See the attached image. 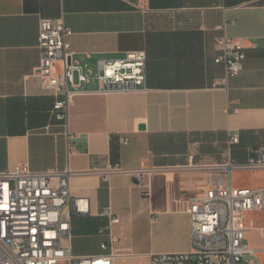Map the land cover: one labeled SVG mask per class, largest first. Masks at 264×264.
Listing matches in <instances>:
<instances>
[{"label": "crops", "instance_id": "1", "mask_svg": "<svg viewBox=\"0 0 264 264\" xmlns=\"http://www.w3.org/2000/svg\"><path fill=\"white\" fill-rule=\"evenodd\" d=\"M43 18L63 20L73 60L93 70L99 59L146 51L145 84L101 92L97 81L85 83L67 124L57 121L37 73ZM223 24L246 53L227 83L216 62ZM261 148L264 0H0V172L25 163L73 172L71 194L89 204L72 218L74 256L106 252L107 207L121 218L118 247L138 256L116 264L192 251V199L227 182L225 164L246 163ZM115 164L127 171L106 175ZM140 169L151 171L142 182L129 172ZM232 185L263 188L264 168L233 170ZM246 227L248 258L264 264V210L249 212Z\"/></svg>", "mask_w": 264, "mask_h": 264}, {"label": "built area", "instance_id": "2", "mask_svg": "<svg viewBox=\"0 0 264 264\" xmlns=\"http://www.w3.org/2000/svg\"><path fill=\"white\" fill-rule=\"evenodd\" d=\"M216 39L220 56L217 63L226 69L225 83L238 75L246 57L245 47L226 34ZM73 31L61 19L40 21V64L37 70L46 89L55 101L53 117L67 124L71 98L83 84L97 81L99 91H129L142 86L147 78L146 51H130L122 58L99 59L96 69L73 60L74 50L69 42ZM62 70H56L57 64ZM70 136V139H74ZM239 138L231 137L228 149ZM227 182L219 180L214 186L198 192L189 210L192 221L193 249L190 252L160 253L149 257L145 264H253L248 258L253 250L246 243L247 214L264 210V187L234 188L232 171L264 168V148L246 163L225 164ZM124 170L120 164L110 166L106 175ZM140 182L150 170L129 171ZM71 170L34 171L28 163L0 172V264H116L119 259L138 256L118 247L120 236L113 228L121 218L111 207L101 216L107 224L99 233L107 236L100 255L74 256L72 253L74 215L89 213L85 199L71 194Z\"/></svg>", "mask_w": 264, "mask_h": 264}, {"label": "rangeland", "instance_id": "3", "mask_svg": "<svg viewBox=\"0 0 264 264\" xmlns=\"http://www.w3.org/2000/svg\"><path fill=\"white\" fill-rule=\"evenodd\" d=\"M250 259H252L255 264H260L259 260L256 257H251ZM147 262L146 260H141L139 259V261H132V262H124V263H118V264H145Z\"/></svg>", "mask_w": 264, "mask_h": 264}]
</instances>
